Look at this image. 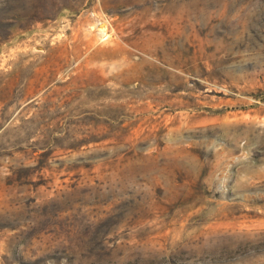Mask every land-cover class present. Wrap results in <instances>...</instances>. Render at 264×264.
I'll return each instance as SVG.
<instances>
[{"label":"rangeland","instance_id":"374dc122","mask_svg":"<svg viewBox=\"0 0 264 264\" xmlns=\"http://www.w3.org/2000/svg\"><path fill=\"white\" fill-rule=\"evenodd\" d=\"M0 264H264V0H0Z\"/></svg>","mask_w":264,"mask_h":264}]
</instances>
